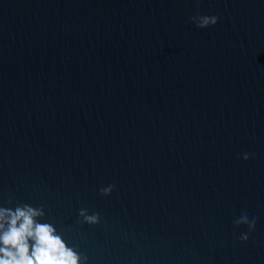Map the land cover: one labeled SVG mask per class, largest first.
Here are the masks:
<instances>
[{"label": "water", "instance_id": "95a60500", "mask_svg": "<svg viewBox=\"0 0 264 264\" xmlns=\"http://www.w3.org/2000/svg\"><path fill=\"white\" fill-rule=\"evenodd\" d=\"M25 203L86 264H264V0H0V207Z\"/></svg>", "mask_w": 264, "mask_h": 264}, {"label": "clouds", "instance_id": "9594fccd", "mask_svg": "<svg viewBox=\"0 0 264 264\" xmlns=\"http://www.w3.org/2000/svg\"><path fill=\"white\" fill-rule=\"evenodd\" d=\"M198 28L215 25V15H199L190 17ZM249 153H244L247 159ZM114 185L99 189L101 195H109ZM45 215L42 206L33 207L29 204L17 205L14 209L0 207V264H86L87 256L74 246H69L63 236L58 233L52 223H41L40 217ZM78 215L81 223L96 224L100 214H88L81 208ZM235 226L247 225L250 233L256 224V217L249 219L247 212H242L234 220ZM248 233H241L240 240H247Z\"/></svg>", "mask_w": 264, "mask_h": 264}]
</instances>
